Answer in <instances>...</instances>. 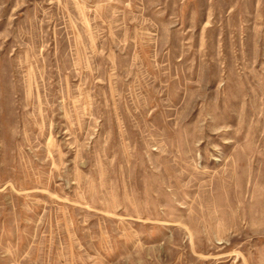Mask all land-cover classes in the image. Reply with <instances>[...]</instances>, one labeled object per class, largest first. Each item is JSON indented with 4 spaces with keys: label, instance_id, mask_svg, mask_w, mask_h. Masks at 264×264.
Listing matches in <instances>:
<instances>
[{
    "label": "rangeland",
    "instance_id": "obj_1",
    "mask_svg": "<svg viewBox=\"0 0 264 264\" xmlns=\"http://www.w3.org/2000/svg\"><path fill=\"white\" fill-rule=\"evenodd\" d=\"M0 264H264V0H0Z\"/></svg>",
    "mask_w": 264,
    "mask_h": 264
}]
</instances>
